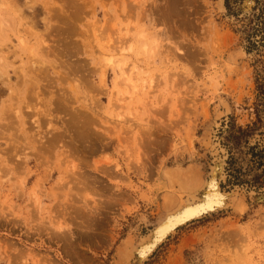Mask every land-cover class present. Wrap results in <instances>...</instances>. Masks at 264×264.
Returning <instances> with one entry per match:
<instances>
[{"label": "rangeland", "instance_id": "rangeland-1", "mask_svg": "<svg viewBox=\"0 0 264 264\" xmlns=\"http://www.w3.org/2000/svg\"><path fill=\"white\" fill-rule=\"evenodd\" d=\"M0 5V264H125L221 153L222 189L264 192V0ZM144 264H264V202L237 195Z\"/></svg>", "mask_w": 264, "mask_h": 264}, {"label": "bare ground", "instance_id": "bare-ground-1", "mask_svg": "<svg viewBox=\"0 0 264 264\" xmlns=\"http://www.w3.org/2000/svg\"><path fill=\"white\" fill-rule=\"evenodd\" d=\"M2 2V1H1ZM0 35L3 34L2 38H4L5 36L4 35H7V32H11V26H12V22L13 20H11V17H12V14L13 12L12 11H9L8 9L6 10V12L4 11V7L2 5H0ZM3 9V10H2ZM11 20V21H10ZM11 26H10V24ZM11 27V28H10ZM7 29H10V30H7ZM7 30V31H5ZM4 31L6 32L4 34ZM8 36V35H7ZM9 37V36H8ZM6 37V39L8 38ZM182 54V52H181ZM112 62L109 61L108 64H111ZM5 63H1L0 62V68H4L5 69ZM41 68V67H40ZM42 69V68H41ZM39 72V71H38ZM3 72L2 70L0 69V78H1V82H3V84L7 83L9 80H8V77H3ZM127 80V79H126ZM128 81V80H127ZM210 142V141H209ZM215 145V144H214ZM214 145H211L214 149L216 148ZM209 146V145H208ZM211 149V148H210ZM222 160L223 159H214V168H213V173L216 172V170L219 171V174L221 172V166H222ZM175 173V172H174ZM184 174V173H182ZM195 176V175H194ZM192 176H189L187 177L186 175H183V177H178V182L184 186L183 188V192L184 193H189V197L188 198H192L190 199L189 201H187L186 203H183V200H179L174 207H172L171 209L167 210L163 216V218L157 223L159 224L158 228H156L154 230V232L151 234V236H155V239H153V245L152 244H147L146 245L144 244L147 239H149V237L147 238H142V240L139 241V244L138 245H141V248L139 249L138 247L139 246H134L131 250H128L127 248H124L121 252V255H123V257H125V264H129V261L131 259V257L136 254V251H142V250H145V251H148L151 250L146 254V256H148L150 254V252L153 250L154 248V245L156 244V242L158 241V239L162 240L166 233L171 230V228H173V225H175L176 223H180V222H184L186 221L187 219H190L193 217V215H196V213L203 207H206V208H210V206H213L215 205L216 203H219L220 205L221 204H224L222 206H226V204L223 202V200L226 198L227 195H223L221 194L220 192H218L219 190L217 189V186H218V183L217 181L214 179V178H210V180H208L206 182V185L209 187V191L208 193L206 194V196H204V201L202 202V205L201 204H197V205H192V204H195V203H199V201H197V199H194L195 197H193V194L194 192L199 188V186L201 185L202 182H200L201 180H196L195 179H188ZM222 178V176H221ZM220 178V179H221ZM188 180H190L188 182ZM179 184V185H180ZM187 184V185H186ZM236 196L233 198L235 199ZM199 200V199H198ZM202 201V200H201ZM234 201V200H233ZM181 202V203H180ZM230 202V201H229ZM166 215V216H165ZM159 237V238H157ZM159 242V241H158ZM127 245V244H126ZM125 246V245H124ZM148 246L150 247V249L148 248ZM134 248H138V249H134ZM145 256V253H141L139 258L142 257V256ZM144 260V257L140 258V261L139 262H142ZM133 262H131L132 264ZM122 264V263H121Z\"/></svg>", "mask_w": 264, "mask_h": 264}, {"label": "water", "instance_id": "water-1", "mask_svg": "<svg viewBox=\"0 0 264 264\" xmlns=\"http://www.w3.org/2000/svg\"><path fill=\"white\" fill-rule=\"evenodd\" d=\"M248 9H250V7ZM220 156H222V159H223L222 160V166L220 167L221 168L220 174H219L218 170H216V172L213 173V168H214V156H213L212 165L209 168V172H208L207 176L200 181V182H202L201 185L199 186V188L193 194V197H195L194 199H197V201H199V203H195V204H192V205H197V204H201L202 205V202L205 200L204 196H206V194L209 191L208 190L209 187L206 185V182L208 180H210V178H214L217 181V183H218V186H217V189L219 190L218 192H220L223 195H227L226 198L223 200V202L226 204V206L224 207V206H222L224 204L220 205L219 203H216L215 205L210 206V208H206V207L201 208L196 213V215H193L192 218L187 219L184 222H180V223L178 222L175 225H173V228H171V230H169L166 233L165 237L162 240L158 239L159 242L158 241L156 242V244L154 245L153 250L150 252V254L148 256H146V254L152 249V248L150 249L149 246H148V248L150 250H148V251H145V250H142L140 252L136 251V254H134L131 257V259L129 261V264H131V262H133L132 264H144L154 254V252L171 236L172 233H175L178 229L188 225L189 223H192V222L200 220V219H202V218H204L206 216H209V215H212V214H215V213H218V212H221V211H224V210H227V209L231 208V206L233 204V200H234L233 198L235 196H237V195L244 196L250 203L264 202V192H260V193H255L253 191H249L248 192V191H245V190H242V189H239V188H235V187H234L233 190H230V191H225L224 189H222L221 185H222V183H224V181L226 179V176H225L226 159H225V156L222 153L220 154ZM221 176H222V178H221ZM189 196L190 195H189L188 192L183 194V199H184L183 203H186L187 201L192 199V198H188ZM158 226H159V224H156L151 229H149L146 232V234L143 235L139 239V241L142 240V238L144 239V238H147V237L150 236L149 239H147V241L144 244L146 245V243H147L149 245L150 244L153 245L155 243V242L153 243V241H154L153 239H155V236L154 235L151 236V234L154 232V230L156 228H158ZM157 238H159V237H157ZM138 243H137L136 246H139L138 248L140 249L141 245H138ZM141 243H139V244H141ZM132 248H133L132 245H128L127 246L128 250H131ZM138 248H134V249H138ZM141 253H145V256L143 255L142 257H144V260L142 262H139L140 258H142V257L139 258ZM121 259L123 260V259H125V257H123V255H122V256H120V260Z\"/></svg>", "mask_w": 264, "mask_h": 264}, {"label": "trees", "instance_id": "trees-1", "mask_svg": "<svg viewBox=\"0 0 264 264\" xmlns=\"http://www.w3.org/2000/svg\"><path fill=\"white\" fill-rule=\"evenodd\" d=\"M257 19H259L258 16H257ZM262 25H263V22L262 23L259 22V23H257V25L256 24L254 25L253 35L250 36L249 39H248L250 48L247 49V54H250L253 51H256L258 49L255 41L250 42V38L251 37L255 38L257 36H260V38H259L260 42L259 43L262 42V47L264 46V29L262 28ZM258 89L261 90L264 93V83H261V85L258 87ZM238 131L241 132L240 130H238ZM240 136H242V134H240ZM235 139H237V138H235Z\"/></svg>", "mask_w": 264, "mask_h": 264}, {"label": "crops", "instance_id": "crops-1", "mask_svg": "<svg viewBox=\"0 0 264 264\" xmlns=\"http://www.w3.org/2000/svg\"><path fill=\"white\" fill-rule=\"evenodd\" d=\"M174 172H175V173H174ZM177 172H178V170L173 171V173H171V174H170V172H168V173H169V174H168V179H169L170 182H174L172 176H173V175H176V174H179V173H177Z\"/></svg>", "mask_w": 264, "mask_h": 264}]
</instances>
